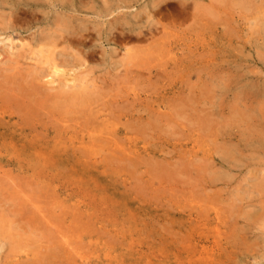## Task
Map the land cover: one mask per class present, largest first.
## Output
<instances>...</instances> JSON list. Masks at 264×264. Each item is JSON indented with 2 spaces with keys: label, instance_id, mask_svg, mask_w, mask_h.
<instances>
[{
  "label": "rangeland",
  "instance_id": "rangeland-1",
  "mask_svg": "<svg viewBox=\"0 0 264 264\" xmlns=\"http://www.w3.org/2000/svg\"><path fill=\"white\" fill-rule=\"evenodd\" d=\"M0 110V264H264V0H0Z\"/></svg>",
  "mask_w": 264,
  "mask_h": 264
},
{
  "label": "bare ground",
  "instance_id": "bare-ground-1",
  "mask_svg": "<svg viewBox=\"0 0 264 264\" xmlns=\"http://www.w3.org/2000/svg\"><path fill=\"white\" fill-rule=\"evenodd\" d=\"M158 7H159V6H158ZM158 7H157V8H158ZM157 14H158V13H157ZM65 21H66V20H65ZM156 23H157V24H155V25H158V22H156ZM159 24H160V23H159ZM134 26H136V25H134ZM149 26H150V25H149ZM153 26H154V25H153ZM158 26H161V25H158ZM154 27H155V26H154ZM122 28H123V30H126V29L128 28L127 30L130 29V31H129L130 33L133 32L134 34L137 35V37H132V38H130L131 40H135V39H136L135 41L139 40L140 35H141V33H142V31H141L142 27H131V28H132V29H131V28H129V26H122ZM149 28H150V27H149ZM164 28H165V27H164ZM84 29H86V28H84ZM77 30H78V29H77ZM77 30H76V31H77ZM138 30H139V31H138ZM78 31H79V30H78ZM83 31L86 32V30H83ZM155 31H156V29H155ZM65 32H66V31H61V33H64V34H65ZM147 32H150V31L147 30ZM152 32H153V31H152ZM152 32H150V34H152ZM133 33H132V34H133ZM153 34H155V32H154ZM63 36H64V35H63ZM67 36H69V37H67L68 39H71V38H72V40H74V43L76 42V43H78L80 46H82L83 51H81V53L83 52L82 55H86L85 58L88 59V56H92V57H93V56H94L93 53H94V54L96 53L95 50L93 51V53L91 52V51H92V50H91L92 47H88V46H86V43H87L86 40H87V39H86V40H85V39H84V40H83V39H79V40L77 39V41H76V37H75L76 34H75V32H74V34H67ZM73 36L75 37V39L73 38ZM129 36H130V35H129ZM131 36H132V35H131ZM143 36H144V35H143ZM65 37H66V35H65ZM82 38H83V36H82ZM126 38H127V37H126ZM89 41H90V40H89ZM127 41H128V40H127ZM140 41H141V40H140ZM142 41H143V40H142ZM124 42H126V41H124ZM124 42H123V43H124ZM130 42H131V41H130ZM102 43H103V42H102ZM121 44H122V43H121ZM149 45H150V44H149ZM110 46H111V44H110V42H109V47H110ZM109 47H108L107 49H110L112 46H111L110 48H109ZM134 47H135V46H134ZM113 48H114V47H113ZM105 49H106V48H105V46L103 45V46H102L103 55H106L105 52H104ZM114 51H115V50H114ZM130 51H131V50H130ZM130 51H129V52H130ZM138 52H139V51H137L136 53H138ZM140 52H143V50H142V51L140 50ZM111 53L113 54V51H111ZM136 53H135V54H136ZM139 54H140V53H139ZM77 55H78V54H77ZM132 55H133V54H132ZM143 55H144V54H143ZM79 56H80V55H78V57H79ZM71 57H73V56H71ZM80 57H81V56H80ZM82 57H83V56H82ZM92 57H90V58H92ZM94 57H95V56H94ZM81 59H82V58H81ZM64 60H65V59H64ZM77 61H78V60H77ZM79 61H80V60H79ZM82 61L84 62L83 59H82ZM51 62H52V61H51ZM65 62H66V61H65ZM67 62H68V61H67ZM68 64H69V62H68ZM80 64H81V62H80ZM52 68H54V69H53L54 74H57V75L64 74V73H63V70H61L60 68H57V67L54 66V65H52ZM21 76H22V75H21ZM50 77H51V76H50ZM52 83H53V82H52ZM64 84H65V83H64ZM68 84H69V83H68ZM58 86H59V85H58ZM67 86H68V85H67ZM74 86H75V85H74ZM68 87H69V86H68ZM69 88H71V87H69ZM75 88H77V87H75ZM86 89H87V88H86ZM75 90H76V89H75ZM77 90H78V89H77ZM80 90H81V86H80ZM87 90H88V89H87ZM71 92H72V90H71ZM16 94H17V93H16ZM39 94H40V92H39ZM70 94H71V93H70ZM70 94H69V95H70ZM75 94H76V93H75ZM66 95H67V94H66ZM69 95H68V96H69ZM80 95H81V93H80ZM83 95H84V94H83ZM34 96H35V95H34ZM70 96H71V95H70ZM75 96H77V95H72V97H75ZM84 96H85V95H84ZM84 96H83V97H84ZM87 96H88V94L86 95V97H87ZM69 98H70V97H69ZM75 98H78V97H75ZM75 98H73V99L71 98V99L74 100ZM84 98H85V97H84ZM85 100H86V99H85ZM77 101H78V99H77ZM81 101H82V100H81ZM86 101H87V100H86ZM44 103H46V102H44ZM76 103H77V102H76ZM37 104H38V105H39V104H43V101H41V102L38 101ZM37 104H36V105H37ZM80 104H81V102H80ZM83 104H84V103H83ZM38 105H37V106H38ZM34 106H35V105H34ZM26 107H27V106H26ZM32 108H33V107H32ZM2 109H3V108H2ZM25 109H26V108H25ZM0 111H3V110H0ZM33 111H35V110L33 109ZM33 111L31 110V112H33ZM5 112H6V111H5ZM26 112H27V111H26ZM2 114H3V112H2ZM2 114H0V115H2ZM8 114H9V112H8ZM29 114H31V113H29ZM27 115H28V112H27ZM6 117H7V115H6ZM28 117H29V116H28ZM3 118H4V117H3ZM3 118H2V119H3ZM38 118H39V117H38ZM0 119H1V118H0ZM12 120H13V119H12ZM109 120H110V119H109ZM1 121H2V120H1ZM10 121H11V120H10ZM88 122H89V121H87V123H88ZM28 123H29V124L31 123L30 120H29ZM85 124H86V123H85ZM17 125H18V123H17ZM28 126H29V125H28ZM82 126H83V125H82ZM81 129H82V128H81ZM107 133H108V132H107ZM107 133H106V134H107ZM109 133H110V132H109ZM109 133H108V134H109ZM112 133H113V132H112ZM101 134L103 135V133H101ZM96 140H97V139H96ZM100 141H101V140H100ZM104 143H107V142L104 141ZM108 143H109V142H108ZM115 146H116V145H115ZM42 154H43V153H42ZM45 154H46V153H45ZM47 157H48V156H47ZM43 158H44V156H43ZM43 158H42V159H43ZM50 159H51V158H50ZM50 159H49V160H50ZM44 161H45V160H44ZM4 188H5V187H4ZM23 191H24V190H22V192H23ZM27 191H30V190H27ZM23 193H25V192H23ZM30 193H32V192H30ZM16 194H17V193H15V195H16ZM20 194H21V193H20ZM20 194H18V195H20ZM28 194H29V193H27V195H28ZM24 195H26V193H25ZM43 195H44V194H43ZM21 196L23 197V194H22ZM29 196H30V198L32 197L30 194H29ZM41 196H42V195H41ZM17 197H18V196H17ZM26 197H27V196H26ZM33 197H35V195H33ZM42 197H44V196H42ZM30 198H29V199L27 198V199H28V202H27V203H28L29 205L31 204V202L29 203ZM23 199L26 201V199H25L24 197H23ZM23 199H22V200H23ZM31 199H32V198H31ZM33 199H35V201H36L37 198L35 197V198H33ZM33 202H34V200H33ZM34 204H36V203H34ZM39 204H40V203H39ZM37 205H38V204H37ZM37 205H35V206H37ZM34 208H35V207H33V209H34ZM36 209H37V208H36ZM36 209H35V210H36ZM40 209H41V208H40ZM40 209H39V210H40ZM41 212H43V211H41ZM38 215H39V214H36V216H38ZM42 215H43V214H42ZM20 216H21V215H20ZM23 216H24V215H23ZM40 217L42 218V216H39L37 219L39 220ZM41 218H40V220H41ZM45 218H46V217H45ZM42 219H43V218H42ZM46 219H47V218H46ZM38 220H37V221H38ZM50 220H51V219H50ZM46 222H49V220L46 221ZM7 224H8V223H7ZM49 224H50V222H49ZM43 239H44V238H43ZM60 245H61V244H60ZM53 257H54V256H53ZM55 257H56V256H55ZM55 257H54V258H55ZM61 257H62V256H61ZM35 261H36V260H35ZM31 262H32V261H31ZM31 262L29 261V263H31ZM44 262H45V261H44ZM29 263H28V264H29ZM46 263H48V262H46ZM26 264H27V263H26ZM32 264H34V262H32ZM35 264H36V263H35Z\"/></svg>",
  "mask_w": 264,
  "mask_h": 264
}]
</instances>
